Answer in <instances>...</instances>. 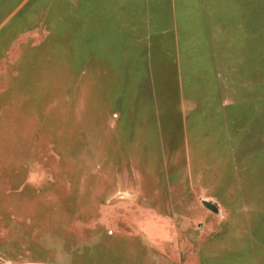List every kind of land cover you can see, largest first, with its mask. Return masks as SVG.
Wrapping results in <instances>:
<instances>
[{"label": "rangeland", "instance_id": "374dc122", "mask_svg": "<svg viewBox=\"0 0 264 264\" xmlns=\"http://www.w3.org/2000/svg\"><path fill=\"white\" fill-rule=\"evenodd\" d=\"M77 1L0 0V264H264V214L250 218L264 157L250 168L254 152L238 132L231 151L222 108L204 96L193 111L187 92L164 118L168 158L135 153L78 62L83 41L66 60ZM210 3L174 0L182 50L187 26L212 38ZM251 5L264 59V0ZM119 145L140 158L118 157Z\"/></svg>", "mask_w": 264, "mask_h": 264}, {"label": "crops", "instance_id": "0c3cea01", "mask_svg": "<svg viewBox=\"0 0 264 264\" xmlns=\"http://www.w3.org/2000/svg\"><path fill=\"white\" fill-rule=\"evenodd\" d=\"M211 1L212 38L207 44L189 38L194 28L187 26L182 50L174 0H78L66 60L70 64L75 42L83 41L76 48L82 50L78 62L86 67L92 83L97 80L114 117L121 119L120 124L125 121L131 143L141 145L135 153L154 150L168 158L164 121L170 118L173 106H178L180 95L187 92L193 111L204 108V96H209V106L216 103L222 108L231 151L240 147L237 132L244 135L246 152H254L250 168H260L264 157V59L261 33L258 28L254 33L248 23L252 0ZM135 123L140 132L133 136L130 129ZM128 148L122 152L124 147L119 145L118 157L140 158ZM245 157L248 165L250 157ZM234 165L243 184V159L234 158ZM245 190L246 197L255 196H248ZM256 203L262 205L261 213L253 209L251 222L264 214V201Z\"/></svg>", "mask_w": 264, "mask_h": 264}]
</instances>
